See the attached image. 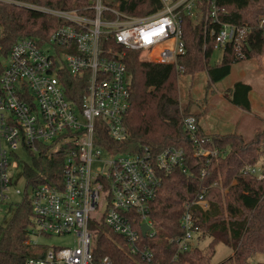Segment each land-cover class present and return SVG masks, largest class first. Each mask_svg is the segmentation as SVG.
<instances>
[{
  "label": "built area",
  "instance_id": "2783aa9c",
  "mask_svg": "<svg viewBox=\"0 0 264 264\" xmlns=\"http://www.w3.org/2000/svg\"><path fill=\"white\" fill-rule=\"evenodd\" d=\"M160 1L163 7L159 11L142 17L121 14L103 0H91V15L19 4L61 18L66 24L44 42L19 39L0 65V201L7 200L18 164H29L43 147L62 151L60 186L41 183L29 188L32 217L25 244L38 245L39 237L75 236L73 247H48L44 254L28 257L25 264H113L108 256L98 262L92 259L89 215L98 209L102 198L106 201L104 223L124 238L129 253L137 255L140 264H159L153 253L141 246L138 231L141 233L145 224L149 227L145 237L157 234L149 213L161 174L176 168L183 173L187 170L182 149L167 148L157 154L145 146L131 153L114 151L111 142L126 139L123 119L129 108V88L125 50L140 51L147 61L175 64L185 53L181 23L186 16L204 24L203 48L207 39H212L213 51L221 52L220 60L227 45L240 51L249 30L222 22L223 9L215 0ZM105 12L114 19H102ZM67 77L86 84L78 105L67 97L71 84ZM183 128L195 146V156L217 155L216 150L201 148L206 140L196 138L193 116L183 119ZM21 155H26L28 162L21 160ZM263 172V168H243V173L257 178H262ZM207 189L184 205L183 232L169 240L176 243L177 253L193 249L190 242L198 230L190 206L207 209ZM15 193L23 195L18 190ZM176 255L169 259L174 261Z\"/></svg>",
  "mask_w": 264,
  "mask_h": 264
},
{
  "label": "trees",
  "instance_id": "16d2710c",
  "mask_svg": "<svg viewBox=\"0 0 264 264\" xmlns=\"http://www.w3.org/2000/svg\"><path fill=\"white\" fill-rule=\"evenodd\" d=\"M9 1L0 0V60L6 58L12 44L19 39L33 38L44 42L55 29L66 24L61 18L19 4L91 15V0ZM215 3L223 9L222 22L249 29L239 46L240 51L232 44L227 45L221 59L210 64L213 41L208 38L203 48L204 24L183 16L181 38L185 53L175 64L144 60L142 53L136 50H125L123 57L129 108L123 119L126 139L121 143L111 142L114 151L131 153L145 146L153 154L167 148L184 152L187 173L176 168L161 174L160 187L150 205L149 217L157 234L143 237L138 231L139 225L135 227L141 246H146L159 264H210L213 249L218 244L232 251V255L219 264H250L253 255L264 254V174L257 178L243 173L244 167L256 164L264 154V131H256L249 141L235 133L207 135L198 123V115L190 113L189 104L182 107L178 104L177 84L182 76L205 69L207 80L216 85L231 73L235 64L264 58V0H215ZM105 5L131 17L146 16L163 7L160 0H114ZM102 19H114V15L105 12ZM108 45L113 46L112 41ZM67 79L71 83L67 87V97L78 105L86 84L82 81L83 85H79L73 78ZM250 91V85L237 81L229 88L227 99L232 106L248 112ZM189 116L195 118L196 138L206 140L201 143V148L216 150V156H195V146L183 128V119ZM63 158L62 151L43 147L38 156L22 166L25 188L6 228L0 231V264H25L28 257L40 256L46 251L45 246L25 244L32 217L28 191L41 183L59 187ZM206 188L207 209L192 205L190 211L198 234L210 239L207 252L193 248L177 253L176 243L169 240L183 232L180 219L184 205L191 203ZM88 228L93 238L94 262L108 256L113 264H140V258L129 253L124 238L105 225L102 215L97 223L89 221ZM175 254L176 259L171 261L169 257Z\"/></svg>",
  "mask_w": 264,
  "mask_h": 264
},
{
  "label": "rangeland",
  "instance_id": "374dc122",
  "mask_svg": "<svg viewBox=\"0 0 264 264\" xmlns=\"http://www.w3.org/2000/svg\"><path fill=\"white\" fill-rule=\"evenodd\" d=\"M113 2L114 0H103L104 4ZM220 54L221 52L218 50L213 51L210 64L217 62ZM0 61L2 64L5 63L3 58ZM237 81H243L251 86L250 110L248 112L233 107L227 99L229 88ZM177 89L179 91V106L189 104L190 113L198 115V123L207 135L221 136L235 133L243 140L249 141L255 136L256 131H264V58L262 57L243 60L235 64L231 73L216 85L207 80L205 69L192 75H184L179 78ZM20 157L26 162L29 160L26 155ZM18 166L14 171L12 185L8 189L7 200L0 201V231L6 228L15 207L22 200V194L15 193L16 190L22 193L25 188L21 172L22 165L18 164ZM250 166L264 169V154L256 164ZM263 174L261 175L263 176ZM105 205L106 201L102 198L98 209L90 213V222L97 223L99 221ZM209 241V238L196 234L190 245L191 248H198L206 253ZM37 243L51 249L71 248L75 244V236L70 234L60 237H39ZM213 251L210 264H219L232 255V251L223 244L216 245ZM250 264H264V254L253 255Z\"/></svg>",
  "mask_w": 264,
  "mask_h": 264
},
{
  "label": "water",
  "instance_id": "95a60500",
  "mask_svg": "<svg viewBox=\"0 0 264 264\" xmlns=\"http://www.w3.org/2000/svg\"><path fill=\"white\" fill-rule=\"evenodd\" d=\"M149 229V227L147 226V225H145V224H143L142 226H141V234H142V236L143 237H145V235H146V231Z\"/></svg>",
  "mask_w": 264,
  "mask_h": 264
},
{
  "label": "crops",
  "instance_id": "0c3cea01",
  "mask_svg": "<svg viewBox=\"0 0 264 264\" xmlns=\"http://www.w3.org/2000/svg\"><path fill=\"white\" fill-rule=\"evenodd\" d=\"M244 83H245V82H244ZM233 84H234V83H233ZM233 84H232V85H233ZM246 84H247V83H246ZM248 85H249V84H248ZM250 92H251V91H250ZM249 100H250V93H249ZM233 107H234V106H233ZM235 108H236V107H235Z\"/></svg>",
  "mask_w": 264,
  "mask_h": 264
}]
</instances>
